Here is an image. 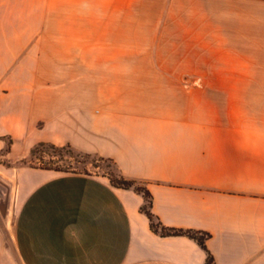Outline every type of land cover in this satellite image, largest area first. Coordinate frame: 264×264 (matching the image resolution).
<instances>
[{
  "label": "crops",
  "instance_id": "crops-1",
  "mask_svg": "<svg viewBox=\"0 0 264 264\" xmlns=\"http://www.w3.org/2000/svg\"><path fill=\"white\" fill-rule=\"evenodd\" d=\"M40 142L145 182L163 225L210 234L215 264H264V0H0V159ZM143 202L21 168L0 264H205Z\"/></svg>",
  "mask_w": 264,
  "mask_h": 264
},
{
  "label": "trees",
  "instance_id": "trees-1",
  "mask_svg": "<svg viewBox=\"0 0 264 264\" xmlns=\"http://www.w3.org/2000/svg\"><path fill=\"white\" fill-rule=\"evenodd\" d=\"M11 139L7 140V147L3 151L2 156H5L9 150V146L11 144ZM64 152L67 153L70 157L75 158L76 163L80 165H85L87 160L90 159V163L94 167H100L97 163L98 162H108L111 164L112 171H108L102 176L108 178L110 184L114 188L124 189V190H132L135 193L141 195L143 197V204L140 207V212L143 213L148 221L150 229L159 236L167 237V236H184L188 237L189 239L194 240L207 254L205 264H215L213 256L209 253L206 248V241L210 238V234L204 231L192 230V229H177V228H170L163 225V223L159 220L157 216L154 215L152 212V200L153 197L149 192L147 185L143 181H136L125 178L121 175L116 168V165L112 159L100 157L97 155H92L88 153H82L73 150L70 146H56L51 143L40 142L32 147L30 150L29 155L21 159L19 163L22 166L34 168V169H43V170H50L56 172H65V173H77V174H84V175H91L88 173L84 168L82 170H74L72 167H64L58 165L56 161L49 159L45 160L44 155L48 154V156H58L61 158L63 157ZM35 161L38 163L36 164ZM6 166H9L6 164Z\"/></svg>",
  "mask_w": 264,
  "mask_h": 264
},
{
  "label": "rangeland",
  "instance_id": "rangeland-1",
  "mask_svg": "<svg viewBox=\"0 0 264 264\" xmlns=\"http://www.w3.org/2000/svg\"><path fill=\"white\" fill-rule=\"evenodd\" d=\"M44 159L46 161L52 159L58 165L72 167L74 170H82L84 168L91 175H102L108 171H112L111 164L108 162H98L97 164L100 167L97 168L88 159L87 163L82 166L76 163L75 158L70 157L66 152H64L62 160L58 156L51 157L48 154L44 155ZM35 163L38 164L36 161ZM6 164L9 166H6ZM25 167L19 163V160H8L5 157L0 159V230L4 233L5 238L10 235L9 231L12 229L13 224L10 215L14 212L12 200L15 195L18 170ZM7 240L10 241L9 237Z\"/></svg>",
  "mask_w": 264,
  "mask_h": 264
}]
</instances>
